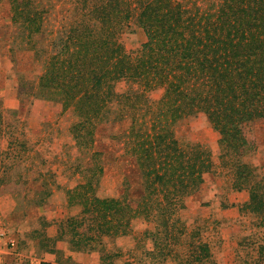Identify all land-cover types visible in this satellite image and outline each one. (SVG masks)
<instances>
[{"label":"trees","instance_id":"trees-1","mask_svg":"<svg viewBox=\"0 0 264 264\" xmlns=\"http://www.w3.org/2000/svg\"><path fill=\"white\" fill-rule=\"evenodd\" d=\"M189 1L142 3L137 21L146 41L135 58L119 41L122 23L131 17L120 0H101L89 19L64 25L54 35L39 84L77 116L72 132L82 166L75 171L82 180L66 193L68 205L79 210L64 226L72 227L75 249L132 233L135 218L153 217L155 228L143 233L159 253H172L161 243L177 230L174 211L213 168L209 151L198 143L184 146L175 134L179 120L198 112H205L220 133L221 156L229 158L236 185L249 190L250 205L264 219V177L254 181L255 168L244 161L256 144L255 124L264 119V0H217L211 7ZM11 12L13 24L34 48L45 8L39 0H11ZM121 80L130 83L123 92L117 90ZM157 88L163 94L153 102L148 92ZM126 118L131 119L124 134L126 155L133 156L135 166L126 173L121 195H99L106 150L95 148L96 131L103 123ZM48 174L56 183L53 171L41 175ZM135 175L139 198L130 180ZM53 184L43 185L52 189ZM87 223L88 232H80L77 225ZM117 254L104 255V263ZM202 259L199 254L195 258Z\"/></svg>","mask_w":264,"mask_h":264},{"label":"rangeland","instance_id":"rangeland-1","mask_svg":"<svg viewBox=\"0 0 264 264\" xmlns=\"http://www.w3.org/2000/svg\"><path fill=\"white\" fill-rule=\"evenodd\" d=\"M39 1L46 13L42 28L33 39V48L12 22L11 0H0V225L6 229L5 239L16 240L29 264L37 261L41 250H52L56 239L76 238L72 227H64L66 220L79 210L68 205L66 189L82 180V173L75 171L76 166H82L78 158L82 153L72 132L77 121L75 110L66 109L60 99L42 91L40 77L51 57L56 32L64 25L89 19L88 13L101 2ZM145 1L119 2L123 10L131 9V17L122 23L119 41L132 58L140 53L146 41L137 21ZM216 1L197 0L202 7H211ZM117 86L123 92L130 83L121 80ZM162 94V88L148 92L153 102ZM130 125V118L118 119L101 124L96 131L95 148L106 150L99 195L119 196L124 191L126 173L130 166H135L133 156L128 157L125 148L124 134ZM174 130L184 146L198 143L209 151L213 168L204 175L200 188L186 198L185 207L174 211L171 220L177 221V230L171 238L164 237L168 243H161L172 253H159L151 236L143 233L145 228H155V219L140 217L133 220L132 233L120 241L122 236L104 238L115 243L118 251L110 264H264L263 216L250 205L249 190L236 185V169L228 163L229 158L221 156L220 133L205 112L184 117ZM254 132L256 144L244 161L255 168L256 181L264 177V119L257 121ZM50 170L55 173L54 184L49 174L41 175ZM130 180L133 195L139 198L140 179L135 175ZM51 182L52 189L43 185ZM77 227L80 232H88V223ZM89 244L83 248L85 251L100 246L96 241ZM198 254L204 259L195 260ZM6 260L11 262L12 255H6Z\"/></svg>","mask_w":264,"mask_h":264},{"label":"crops","instance_id":"crops-1","mask_svg":"<svg viewBox=\"0 0 264 264\" xmlns=\"http://www.w3.org/2000/svg\"><path fill=\"white\" fill-rule=\"evenodd\" d=\"M121 238L123 236L118 240ZM114 244L104 240L99 247L85 251L75 249L66 239L58 238L52 250H41L42 255L36 259L37 261H33V264H105L104 255L118 252Z\"/></svg>","mask_w":264,"mask_h":264},{"label":"built area","instance_id":"built-area-1","mask_svg":"<svg viewBox=\"0 0 264 264\" xmlns=\"http://www.w3.org/2000/svg\"><path fill=\"white\" fill-rule=\"evenodd\" d=\"M5 237L6 229L3 225H0V264H29L27 256L18 249L16 240L13 238L6 240ZM6 255H12L13 260L8 262ZM31 264H33V261H31Z\"/></svg>","mask_w":264,"mask_h":264}]
</instances>
